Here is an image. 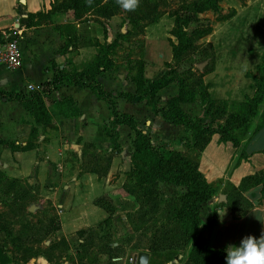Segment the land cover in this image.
<instances>
[{"label":"rangeland","instance_id":"1","mask_svg":"<svg viewBox=\"0 0 264 264\" xmlns=\"http://www.w3.org/2000/svg\"><path fill=\"white\" fill-rule=\"evenodd\" d=\"M66 1L50 0L48 7L40 8L39 15L28 17L29 24L34 25L32 30L45 27L56 35L55 44H61L59 49L65 53L63 59L65 57L69 61L76 50L77 36L75 32V38H72L74 27L71 21L93 20V27L99 34L109 38L118 36L117 45L109 53L107 62L108 67L115 66L116 69L119 66L126 79L133 78L136 67L143 64V74L148 76V80L162 75L181 79L185 98L192 97L199 104L201 98L206 104L208 101H221L222 105L216 115L219 118L217 122L212 119L209 120L210 123L204 121L208 128H215L226 117L232 120L245 114L244 121L242 119L237 127H230L228 130L236 140V145H232L234 156L242 151L245 138L250 136L264 118V94L262 98H257L252 107L246 106L248 98L255 93L254 79L259 76L256 65L264 50V0H210V4L208 0H140V5L134 12L121 9L115 0L106 10L109 14L101 16L98 7L87 6L85 8L90 12H86V9L77 18L73 11L59 9ZM176 17L183 24L180 28L183 32V44L177 50L178 56L170 58V46L177 44V39L172 34L177 31L174 27ZM152 20H158L160 28L155 33L148 32L153 36L148 37L151 40L148 39L150 41L147 44L157 45L155 48L160 46L166 57L146 56L153 53L145 50L144 36L148 30L143 27L152 23ZM14 22L17 24V20ZM65 24L70 26L64 27ZM20 29L18 25L0 28V45L15 38L19 51L24 50L28 54L32 47L23 36L24 31ZM96 31H92L93 35ZM95 40V37H89L91 46ZM64 43H73V46L64 49ZM50 44L54 45H48ZM3 67L6 69L4 65ZM3 67L0 66V88L11 90V87H15L13 82L32 83L30 69L26 65L17 71H8ZM34 68L37 69V66ZM34 79L41 78L35 76ZM46 102L50 101L47 99ZM3 108L0 107V110ZM48 108L51 110V105ZM4 110L5 113L8 112L7 108ZM47 127L52 128V122ZM43 132L47 133V130L44 129ZM159 132L163 137L152 136V142L163 149L172 148V143H175L172 142L174 138L170 139L173 132L161 127ZM34 143L35 146L38 145L35 141ZM6 145L0 141L1 147ZM119 145L120 148L109 145L111 150H108L107 147L87 145V142H83L82 147H76L73 143L71 147L66 145L68 149L62 150L61 155H44L48 168L59 170L63 176L56 183L57 197L65 192L62 186L67 183L76 164L80 167L78 177L89 170L100 171L105 165L109 166L106 176L99 180L103 183L100 184L103 188L99 196L115 205L111 219L81 226L86 231L85 238H78L76 231L71 230L68 234L70 238L68 236L65 239L67 246L65 242L57 241L61 240V236L55 230L44 234L46 229L56 226L61 220L58 215L61 201L44 197L51 189L47 179L52 177L49 174L52 170L46 165L42 168L33 166L30 174L40 178L37 185H28L25 178H18L13 183L0 179V264H131L130 258L136 252L146 251L153 233L160 234L171 228L172 222L166 213L170 208L164 199L182 194V189L171 191L163 188L161 191L159 186L162 197H159L155 205H138L133 195L126 191L133 183L128 175V155L131 151L128 139L125 138ZM24 156L28 157L27 154ZM0 172L7 176L1 164ZM30 206L32 210H29ZM142 211L146 213L142 214ZM81 241L83 247L78 245ZM115 245L118 247L116 252L107 251L109 256L115 257L110 258L102 252L106 251V247ZM185 252L186 246L149 253L148 264H182ZM4 258L6 261L2 262Z\"/></svg>","mask_w":264,"mask_h":264},{"label":"crops","instance_id":"2","mask_svg":"<svg viewBox=\"0 0 264 264\" xmlns=\"http://www.w3.org/2000/svg\"><path fill=\"white\" fill-rule=\"evenodd\" d=\"M49 1L0 0V28H6L9 25L20 26V30L24 31L23 36L28 39L27 43L31 44L32 47V51L28 54L24 50L20 52L21 66L19 68L8 70L0 63V66L8 71L21 70L25 65L30 69L29 76H32V83L20 84V82H13L15 87H11V91L21 89L27 92L37 88L39 83L49 79L52 75L51 60L55 65L58 64L59 67H64L68 71L80 70L96 53V49L93 45H90V36L95 37L97 39L95 41L99 43L109 42L114 38L104 37L102 33L99 34L93 27V20L91 19L71 21L77 36L75 40L76 50L71 59L66 61L65 57L63 59L65 53H62L59 49L61 44L59 45L57 42L55 44V34L45 27L32 30L34 25H25L27 13L36 12L43 6L48 7ZM90 16L94 15L90 14ZM16 20L17 24L14 22ZM143 28L148 30L144 36L145 50L148 53H153L146 56L166 57L167 55H163L161 52L160 46H158L160 48H155L157 45L150 46L147 44L151 40L148 37L153 36L149 35L148 32L155 33L160 28V22L157 20L147 23ZM92 31L97 33L93 35ZM49 43H54V45H48ZM169 57L172 58L171 50ZM35 66H37V69L34 68ZM33 76H40L41 79L35 80ZM143 76L148 79L145 74ZM157 78L155 77L154 80L149 78L146 88ZM96 79L104 90L113 95L119 92L135 94L134 84L130 79L125 78V74L121 72L119 66L116 69L115 66H112L99 72ZM176 93L177 85L172 80L158 88L155 97L158 98L160 103H165ZM62 98L70 99L78 110V114H62L58 109L52 107L55 102ZM47 99L50 101L49 103L46 102ZM44 101L52 121V128H44L47 133L43 132L44 129L40 125L34 124L32 118L17 102L0 100V107L7 108L8 111L5 113L4 108L0 110V141L7 144L6 147L0 146V164L3 165L7 177L25 178L28 185L39 184L40 178L32 176L30 169L35 165H38L39 168L44 167L46 165L45 154L56 153L61 155L73 143L76 147H82L83 142H87V145L107 147L108 150H111L109 136L101 130V126L107 123L111 117L110 111L103 100L94 97L88 89L86 81L82 80L74 85L61 84L56 90L48 94ZM115 102L119 112L133 116L137 126L149 135L153 145L155 144L152 142V136L163 137L159 132V127H161L168 132H173L170 139L174 138L172 142L175 143H172V148L167 147V149H175L184 154L194 155V152L191 153L187 146L190 137L183 126L167 123L159 115H155L151 107L145 104L144 99H139L137 96L131 100L117 97ZM48 105H51V110ZM221 105V101H208L207 104L201 105L195 99L178 103L183 111L191 116L199 117L203 123L204 121L210 123L209 120L211 119L218 120L219 118L217 119L216 115H218ZM31 126L37 129L35 142L38 145L28 150L12 149L10 146L15 147L25 144ZM115 129L117 132L116 142L119 148V144L126 138L130 144V150H132L131 140L133 134L130 128L125 124H118ZM36 151H38L37 157L35 155ZM242 151L246 157L241 158L237 165L232 166L231 163L235 158L234 147L229 141H219L218 134L213 132L205 147L197 156V169L203 174L206 182L215 188L210 198L201 202L198 207V217L201 221L200 232L212 248L226 249L228 245L239 246L240 241L245 236L251 235L258 238L264 232V121L243 142ZM24 154H27L28 157L24 158ZM59 166V169H61L62 166L60 164ZM46 167L48 168L47 165ZM108 169L109 166L104 175L98 176L96 173L88 171L78 177L80 167L76 164L67 183L62 186L65 192L61 197L56 196V183L63 176L59 173V170L49 169L52 170L49 173L52 177H49L47 182L50 183L49 188L51 189L44 197L53 201L58 199L61 201V204L58 205L61 206L58 211L61 220L55 230L61 238L66 239L68 236L70 238L68 234L71 233V230L74 232L84 229L80 227L87 225V223H100L106 218L105 211L94 205L93 201L101 194L103 187L100 184L103 183L99 180L106 176ZM254 174H258L259 181L240 191V196L236 195L237 193L231 188L237 187L242 178ZM105 184L107 185V183ZM159 186L161 191L163 188L171 191L181 188L184 191L183 187L172 184L159 183ZM209 240L213 243L211 244ZM173 261L176 262L175 259Z\"/></svg>","mask_w":264,"mask_h":264},{"label":"trees","instance_id":"3","mask_svg":"<svg viewBox=\"0 0 264 264\" xmlns=\"http://www.w3.org/2000/svg\"><path fill=\"white\" fill-rule=\"evenodd\" d=\"M51 1L53 2L54 0ZM113 1L115 0H94L93 6L98 7L97 10L100 12V15L104 16L109 14L106 10L108 7H111L109 4ZM208 3L210 4L211 1L208 0ZM85 7H87L85 0H67L59 9L62 11H73L74 17L77 18L84 10L90 8ZM86 12H90V10L88 9ZM39 14L40 10L33 13H27V24L25 25L30 26L28 20L29 16L34 18ZM153 21L155 20H152V22ZM69 26V24H65L64 27ZM72 27H74V25ZM174 27L177 31H174L172 34L177 39V44H171L170 50L172 58L178 56L177 50L179 46L183 44V32L180 31L183 24L178 17L174 19ZM72 29V38H75L76 31L75 28ZM117 37L118 36H115L111 41L104 43L95 41L93 43V46L96 47L95 55L89 62L84 64L80 70L77 71L73 69L68 71L64 67H59L58 65L53 64V61L51 60L52 75L49 79L39 83L37 88L31 89L27 92H24L21 89L11 91L0 88V100L17 102L32 118L34 124L40 125L41 128L44 129L52 122L44 98L52 91L56 90L61 84L74 85L82 80L86 81L90 92L97 99L103 100L110 111L111 117L109 121L101 126L102 132L109 136L110 145H112L113 148H119L116 142V125L125 124L132 131V150L129 154L128 175L133 180V183L126 188V191L133 195L135 202L137 204L142 203V205L146 204L149 207H152L151 204L155 205L161 196L159 183L172 184L184 188L182 194L164 199L170 208L166 213L172 222V227L160 234L155 235L153 233L151 235V239L146 247L148 254H154L155 252L164 249H178L186 246L185 259L182 264H226L225 249L212 248L200 232L201 221L198 217L199 204L210 198L214 193L215 188L206 182L203 174L197 169V156L205 147L213 132L218 134L219 141H230L232 145L235 146L236 140L230 136L228 130L230 127H237L242 119L243 121L245 120L246 115L244 114L242 117L232 120H229V117H226L223 123L217 124L215 128H208L199 117L189 115L178 106L180 101H193L192 97L185 98L183 96L181 79L177 80L175 78H168L167 75H162L146 88V84L149 80L143 76V64L136 67V72L133 78L130 79L134 84V95L128 92H119L118 94L113 95L104 90L100 82L96 79V75L99 72L112 67H108L107 61L109 53L113 50L114 46L117 45ZM62 46L65 49L68 46L72 47L73 43H64ZM259 60V63L256 65L259 76L254 79L255 93L251 98H248L246 105L248 107H252L257 98L260 96L262 98V95L264 94V50L262 51ZM172 80H174L177 85L176 95L170 97L165 103H160L158 98L155 97L156 90ZM135 96L139 99H144L145 104L151 107L153 113L159 115L167 123L183 126L190 137L187 146L191 153L194 152V155L184 154L175 149H163L160 145H153L150 141L149 135L137 126V123L131 114L119 112L117 110L115 102L117 97L131 100ZM200 104H206L204 99L202 100L201 98ZM52 107L58 109L62 114H78L76 107H74L71 100L67 98L60 99L55 102ZM63 107L65 110H63ZM248 107L246 109H248ZM263 121L264 118L253 132L260 127ZM249 137L250 136L245 138L244 141ZM35 138L36 128L31 126L25 144L10 147L16 150L31 149L35 147ZM245 157L243 151L239 152L238 155L235 156L231 165H237L240 159ZM107 168L108 165H105L100 171L94 169L89 171L94 172L99 176L104 175ZM257 175L258 174H254L242 178L238 186L231 189H234L237 193L236 195H239L240 191L259 181ZM2 178L6 179L9 183L18 180L17 178H9L5 176L4 173L0 172V179ZM93 203L102 208L107 214L103 221H109L115 211V205L102 196L95 198ZM145 213L146 211H142V214ZM57 224L50 229H46L44 234L46 235L50 231L56 230L58 227ZM85 234V229H79L76 231L78 238L84 237ZM260 236L257 239H259ZM57 241L65 242L67 246V242L64 238ZM89 241L91 243V240ZM78 245L79 247H83L84 244L81 241ZM55 246L57 245L55 244ZM109 250L116 252L118 247L117 245L113 247L108 246L106 247V251L102 252L109 256L107 253ZM109 257L111 258L115 256ZM5 261L6 259L4 258L2 262Z\"/></svg>","mask_w":264,"mask_h":264},{"label":"clouds","instance_id":"4","mask_svg":"<svg viewBox=\"0 0 264 264\" xmlns=\"http://www.w3.org/2000/svg\"><path fill=\"white\" fill-rule=\"evenodd\" d=\"M92 7L94 0H85ZM117 5L128 12H134L140 5V0H116ZM226 264H264V232L259 239L248 235L242 238L239 246L228 245L225 249Z\"/></svg>","mask_w":264,"mask_h":264},{"label":"built area","instance_id":"5","mask_svg":"<svg viewBox=\"0 0 264 264\" xmlns=\"http://www.w3.org/2000/svg\"><path fill=\"white\" fill-rule=\"evenodd\" d=\"M0 63L8 70H14L21 66L20 51L15 38L0 45ZM130 261L132 264V258Z\"/></svg>","mask_w":264,"mask_h":264},{"label":"water","instance_id":"6","mask_svg":"<svg viewBox=\"0 0 264 264\" xmlns=\"http://www.w3.org/2000/svg\"><path fill=\"white\" fill-rule=\"evenodd\" d=\"M29 210H32V206L29 207ZM148 258H149L148 252L145 250H140L132 256V264H147Z\"/></svg>","mask_w":264,"mask_h":264}]
</instances>
